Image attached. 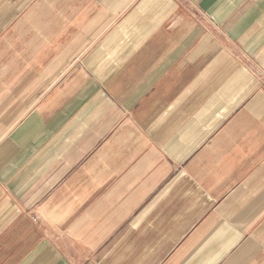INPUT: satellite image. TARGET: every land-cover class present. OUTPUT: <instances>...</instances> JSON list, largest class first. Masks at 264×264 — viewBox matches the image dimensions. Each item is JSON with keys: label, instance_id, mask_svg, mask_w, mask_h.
<instances>
[{"label": "crops", "instance_id": "crops-1", "mask_svg": "<svg viewBox=\"0 0 264 264\" xmlns=\"http://www.w3.org/2000/svg\"><path fill=\"white\" fill-rule=\"evenodd\" d=\"M0 264H264V0H0Z\"/></svg>", "mask_w": 264, "mask_h": 264}]
</instances>
